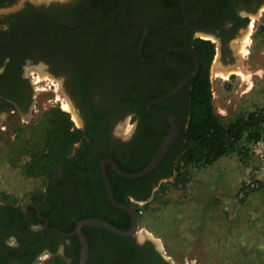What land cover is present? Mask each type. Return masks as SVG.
<instances>
[{"label": "flooded vegetation", "instance_id": "1", "mask_svg": "<svg viewBox=\"0 0 264 264\" xmlns=\"http://www.w3.org/2000/svg\"><path fill=\"white\" fill-rule=\"evenodd\" d=\"M263 16L264 0H40L0 8L7 157L24 169H50L29 197L0 191V264H80L76 231L84 220L132 230L131 215L110 202L103 164L115 200L137 218L135 205L172 177L180 159L202 69L201 41L214 49L209 75L217 61L235 67L237 41ZM179 49L195 52L199 70L157 102L197 66L194 55ZM42 92L50 93L44 113ZM164 112L181 127L166 158L142 178L121 176L108 161L125 174L142 171L171 130ZM138 231L139 223L130 236L84 227L88 264H170Z\"/></svg>", "mask_w": 264, "mask_h": 264}, {"label": "rangeland", "instance_id": "2", "mask_svg": "<svg viewBox=\"0 0 264 264\" xmlns=\"http://www.w3.org/2000/svg\"><path fill=\"white\" fill-rule=\"evenodd\" d=\"M27 1L40 0L17 3ZM237 42L235 67L224 69L217 61L210 71L214 112L223 120L264 109V16L255 17ZM240 46H245L243 54ZM217 66L224 71L240 67L246 76L225 79ZM49 98V92L41 93L42 113ZM8 146L0 132V191L29 197L43 173L37 166L21 168L12 155L8 159ZM180 159L172 177L135 205L138 237L154 241L170 264H264V134L259 142L243 140L211 166L187 167Z\"/></svg>", "mask_w": 264, "mask_h": 264}, {"label": "trees", "instance_id": "3", "mask_svg": "<svg viewBox=\"0 0 264 264\" xmlns=\"http://www.w3.org/2000/svg\"><path fill=\"white\" fill-rule=\"evenodd\" d=\"M17 2L18 0H0V8ZM213 57L212 45L201 41L202 69L197 77L198 89L192 92L191 120L184 131V141L178 152L181 154V162L187 167L211 166L239 149L243 140L259 142L264 134V109L232 120H223L215 114L209 75ZM48 167L40 169V172L50 173ZM37 172L35 169H30L29 173ZM168 176H172V172ZM187 176V173H183L180 177L183 185L189 182Z\"/></svg>", "mask_w": 264, "mask_h": 264}, {"label": "water", "instance_id": "4", "mask_svg": "<svg viewBox=\"0 0 264 264\" xmlns=\"http://www.w3.org/2000/svg\"><path fill=\"white\" fill-rule=\"evenodd\" d=\"M178 51L188 52V53L194 55L197 59V66H196L195 70L184 80V82L178 88H176L173 92L168 94L166 97L158 100L157 102L165 101V100L171 98L172 96H174L175 94H177L187 84V82L196 75V73L199 70V61H198V58H197V56L193 50H191V49H179ZM161 115L170 121L171 130H170L169 134L165 137L162 145L160 146L158 152L156 153V155L154 156L152 161L142 171L137 172V173H132V174H125L119 170V168L116 166V164L114 162L108 161L121 176H123L125 178H130V179H139V178H142V177L148 175L149 173L154 171L156 168H158V166L166 158L168 152L174 146L176 140L180 136V130H181L180 122H179L178 118L172 113L164 112V113H161ZM103 175H104V179L106 182V187H107L110 202L116 208L123 210L124 212L131 215V217L133 219V228H132V230H130L128 232L122 231V230L115 228L111 224H109L105 221H102V220H98V219H89V220H84V221L80 222L79 225L77 226V231H76L77 235L80 238L81 246H82L80 264H88V258H89V243H88L87 238L82 233V229L84 227L94 226V227L105 228V229H108V230H110V231H112L118 235H121V236L133 235L137 229L138 223H137V218H136V214L134 213V211L130 207L123 205V204H120L115 200V198L113 196L112 186H111L109 178L106 174L104 164H103Z\"/></svg>", "mask_w": 264, "mask_h": 264}, {"label": "bare ground", "instance_id": "5", "mask_svg": "<svg viewBox=\"0 0 264 264\" xmlns=\"http://www.w3.org/2000/svg\"><path fill=\"white\" fill-rule=\"evenodd\" d=\"M248 41V39L245 40V43ZM250 42V41H249ZM243 43V42H242ZM244 43V44H245ZM241 47V46H240ZM244 47L245 46H242L240 49V52L241 54L244 53ZM217 68L221 71L220 72V75L222 77H224L225 79H228L230 76L234 75V74H237V75H240L241 77L242 76H246V73L243 69H241L240 67L238 69H230V70H225L219 66H217ZM39 80H41V78H39ZM65 108L68 110V111H72L71 107L69 105H66ZM74 118L75 120H77L76 116L74 115Z\"/></svg>", "mask_w": 264, "mask_h": 264}]
</instances>
